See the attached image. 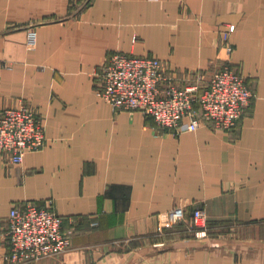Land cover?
<instances>
[{
    "label": "crops",
    "instance_id": "crops-1",
    "mask_svg": "<svg viewBox=\"0 0 264 264\" xmlns=\"http://www.w3.org/2000/svg\"><path fill=\"white\" fill-rule=\"evenodd\" d=\"M224 29L254 94L232 130L173 135L97 95L112 52L154 56L180 86L208 81ZM20 101L46 144L20 165L0 155V264L27 203L52 205L71 248L25 264H264V0H0V110ZM180 202L206 230L172 224Z\"/></svg>",
    "mask_w": 264,
    "mask_h": 264
},
{
    "label": "built area",
    "instance_id": "built-area-1",
    "mask_svg": "<svg viewBox=\"0 0 264 264\" xmlns=\"http://www.w3.org/2000/svg\"><path fill=\"white\" fill-rule=\"evenodd\" d=\"M230 35V29L221 32L223 63L206 82L196 76L195 81L180 86L158 58L112 52L94 72L96 93L115 112L140 111L152 119L158 131L178 135L208 125L228 132L254 97L230 62ZM35 41V33L30 31L29 46L34 47ZM45 144L43 121L32 106L20 101L0 110V155L11 165L22 164L27 153L39 151ZM169 218L173 225L184 224L189 230L207 229L205 212L201 208L187 212L182 202L170 211ZM62 225V217L51 204L12 207L5 232L10 243L6 263L25 264L66 253L71 239Z\"/></svg>",
    "mask_w": 264,
    "mask_h": 264
},
{
    "label": "trees",
    "instance_id": "trees-1",
    "mask_svg": "<svg viewBox=\"0 0 264 264\" xmlns=\"http://www.w3.org/2000/svg\"><path fill=\"white\" fill-rule=\"evenodd\" d=\"M188 216V215H187ZM197 231H200V230H197Z\"/></svg>",
    "mask_w": 264,
    "mask_h": 264
}]
</instances>
